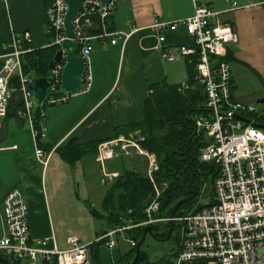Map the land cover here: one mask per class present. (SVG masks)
Wrapping results in <instances>:
<instances>
[{
    "label": "built area",
    "instance_id": "2783aa9c",
    "mask_svg": "<svg viewBox=\"0 0 264 264\" xmlns=\"http://www.w3.org/2000/svg\"><path fill=\"white\" fill-rule=\"evenodd\" d=\"M118 1L112 0L107 5L95 0L83 3L82 10L73 19V41L78 44V55L85 64L83 86L76 93L57 95L66 58L62 43L66 39L64 19L67 5L63 0H45L46 34L49 37L47 46L57 47L63 52L62 61L53 69L56 83L46 105L64 104L90 91L93 76L89 57L94 40L110 39V43L115 44L119 37H123L125 42L135 31L133 29L130 33H124L110 30L108 18ZM226 4L229 5L228 9L217 10L209 4L194 3L190 17L175 22L155 19L150 26L157 37L162 61H183L195 68L194 88H201L205 94L203 116L194 121L196 132L204 138L198 158L201 163L213 164L217 168V176L212 182L213 201L174 219L179 232L172 264H264V132L256 127V117L263 114L264 109L233 98L231 69L226 57L228 48L238 43V36L231 26L222 21L221 16L240 6L229 0ZM93 24L96 34L90 35L87 28ZM180 27L186 30L188 42L178 46L163 45L166 42L164 32H173ZM30 42L28 32L14 34L9 43L10 51L2 58L0 117L6 116L13 93L18 91L24 104L19 114L32 122L31 94L27 92L26 86L33 76L24 75L21 64L22 54L31 51ZM13 79L18 85L16 89L10 87ZM182 89H187V86L182 85ZM235 116L248 120V123L235 119ZM42 136V131L32 126L35 157L45 166L50 154L38 146V138ZM138 142L118 139L98 147L97 161L101 165L107 159L128 155L127 149L130 147L137 150L138 155L146 156L148 177L153 186L152 198L144 211L145 222L109 230L96 239L95 243H100L108 250L116 248L117 238L126 230L161 221L155 219V215L163 199L159 190L164 189H159L160 185L152 176L158 171L155 154L141 151ZM102 173L108 179L118 175L105 174L103 170ZM162 185L166 187V183ZM2 213L5 235L0 239V256L8 261H25V264H91L89 245L81 244L75 237L66 239L65 250L58 248L54 235L41 239L30 237L28 205L18 189L4 196ZM125 241L130 249L136 248V240L128 236Z\"/></svg>",
    "mask_w": 264,
    "mask_h": 264
},
{
    "label": "crops",
    "instance_id": "0c3cea01",
    "mask_svg": "<svg viewBox=\"0 0 264 264\" xmlns=\"http://www.w3.org/2000/svg\"><path fill=\"white\" fill-rule=\"evenodd\" d=\"M226 1L119 0L108 18L110 30L135 31L125 42L123 37L115 44H111L110 39L94 40L89 57L93 76L90 91L64 104L45 106L39 125L43 136L38 138V146L50 154L45 166L35 157L32 122L20 116L16 99L11 101L8 114L0 117V239L5 235L2 200L9 191L18 189L28 205L32 239L54 235L61 250L67 248L69 237L77 238L84 245L96 241L97 232L105 226L92 216L85 203H89L95 193L102 192L92 189L86 181L85 171L98 164L101 172L118 174L121 168L110 165L111 169L107 171L104 165L107 161L122 159V156L107 159L101 165L97 161V149L95 157L86 156L70 166L56 149L71 140L79 144L99 142L100 146L118 139H138V131L128 134L117 131L143 121L149 85H183L187 81L185 62L161 60L151 24L155 19L175 22L188 18L193 14L194 3L226 10L229 8ZM229 1L240 6L221 18L238 36V43L228 48L227 62L231 69L233 98L242 102L238 88L248 71H252L264 86V0ZM245 5L247 7H243ZM94 26L87 28L90 35L96 34ZM24 32L30 35L31 50L48 45L45 0H0V63L10 51L11 37ZM164 36L166 42L163 45L166 46L188 42L187 32L182 27L173 32L166 31ZM231 64L236 65L234 75ZM130 157L134 163L136 156L132 153ZM102 182V185H108ZM99 263L103 264L100 257Z\"/></svg>",
    "mask_w": 264,
    "mask_h": 264
},
{
    "label": "trees",
    "instance_id": "16d2710c",
    "mask_svg": "<svg viewBox=\"0 0 264 264\" xmlns=\"http://www.w3.org/2000/svg\"><path fill=\"white\" fill-rule=\"evenodd\" d=\"M27 47L25 46V48ZM57 50V47L46 46L45 48L32 49L22 54V73L33 77L44 76ZM226 61H228V57ZM1 64L2 62L0 67ZM186 72L187 81L183 85H186L187 89H182L181 84L167 85L158 83L149 85L150 93L144 104L143 121L117 131L118 134L138 131V138H143L139 142L140 146L149 153L156 155L159 168L155 172L154 178L158 185L166 183V191L162 196V206L156 214L161 219L169 217L172 208L178 201L191 196L190 188L196 191V196L192 202L194 203L199 194L198 188L202 180L209 178L212 186V182L217 176L215 165L201 163L198 158L199 150L203 144L195 141L196 137L193 135L195 120L192 121L191 116L194 113H203L205 94L201 88H194L196 85L193 81L195 76L194 66L186 64ZM17 86L16 80L13 79L10 87L16 89ZM14 98L16 99L17 110L22 111L24 104L18 91L13 93L12 100ZM11 101L6 115L8 114ZM41 117L32 121L33 128L37 131H40ZM256 122L264 124V113L256 117ZM168 127H171L172 130L176 128L177 131L165 134V130ZM99 144V142L79 144L71 140L65 146L57 148L56 152L65 163L73 166L86 156L95 157ZM121 158L122 167L118 172V176L108 185L100 204L101 212H96L92 209L90 203H85L96 220L105 221V229L97 232L98 237L109 230L122 226H134L146 221L144 211L153 195V186L146 175V160L142 162V169L139 170L135 168L128 169L126 156ZM188 206L191 207L192 205H181L180 212L175 217L189 211H185ZM143 228L134 227L126 230L125 233L130 238L138 241L142 235ZM167 234L168 229L165 227L163 236ZM100 245V243L95 242L89 245L91 264H100L98 257ZM131 252L130 260H127V255H125L121 257L119 264H129L135 255V249H131ZM12 263L21 264L18 261H12ZM166 263L169 264L167 261Z\"/></svg>",
    "mask_w": 264,
    "mask_h": 264
},
{
    "label": "rangeland",
    "instance_id": "374dc122",
    "mask_svg": "<svg viewBox=\"0 0 264 264\" xmlns=\"http://www.w3.org/2000/svg\"><path fill=\"white\" fill-rule=\"evenodd\" d=\"M235 67H236V65L231 64L233 75L236 74ZM238 90H239V94L243 97V98H241V101L246 103V104L257 105V103H256L257 100L264 99V86L252 71H248V75L243 76V82L239 86ZM258 107H259V109H264V104H260V105H258ZM202 116H203L202 113H198V114L194 113L191 116V120L192 121L198 120ZM263 132H264V130H263ZM136 139L137 138H134V139L128 138L125 140L132 141L135 143H136V141L140 142L143 140V138H138L139 140H136ZM139 146H140V144H139ZM132 148L133 147H130L129 149H127L129 152L128 155H124L127 158V162H126L127 168L128 169L135 168V169L141 170L142 169L141 164H142V162H144V160H146V163H147L146 175L148 177L147 157L144 156L143 154L138 155L136 153L137 150L132 149ZM140 150L148 152L145 149H143L141 146H140ZM132 153L136 156L135 157L136 161H134V163H131L132 159L130 156L132 155ZM138 156L140 159L138 158ZM87 160L90 161L88 158H87ZM155 160H156V164L158 165V168H159V163H158V159H157L156 155H155ZM138 161H140V163ZM110 165H115V169H120L122 166V160L121 159H115L113 161H107L104 165V169L107 171L110 170L111 169ZM154 174L152 175L153 178H154ZM85 175H86L85 176L86 181L89 183V185L93 186L92 189H98V190H101V192H102L99 194L95 193L93 198H91V200L89 202L92 209H94L96 212L99 213V212H101L100 204H101V202L104 198L105 192L108 188L107 186L113 182L114 178L108 179V178L102 176V172L100 170V165H98V164L97 165L94 164L91 170L85 171ZM148 179L150 181L149 177H148ZM204 179L205 180H202L201 184L199 185V188H198L199 194H198L195 202L191 204L192 205L191 207L190 206L186 207L185 211L186 210L192 211L197 206H201V207L206 206L211 202V199H212L211 180L209 178H204ZM102 180L104 181V184L107 183L108 185H105V186L102 185L100 183ZM154 180H155V178H154ZM150 183H151V181H150ZM159 189H164V190H159L162 193V195H164V192L166 191V187H164L162 184H160ZM161 206H162V200L160 201L159 210H160ZM155 219H159L161 221L158 223H155L153 225L159 226L161 224H164V228L166 227V225L169 226L168 218H166V219L162 218L161 219V218L157 217V215H156ZM101 222L103 224H105V221H100V224H101ZM173 232H174L173 236L177 237L178 232H179V227H178V224L176 222H174ZM127 237L128 236L126 233L119 236L117 238L116 248H114L112 250H108L103 245H100L98 251H99V257H100L101 263H103V264H119L121 257H123L125 255H127V260H130L132 252H131V249H130L128 243L125 241V239ZM142 250H145L148 253L149 260H151V261H154L155 257L157 255H160L162 253L167 254V256H166L167 262L170 264L171 262H173L174 255L177 251V242L174 239V241H170V242L157 243L153 240L147 239L144 242V244L142 245ZM20 263L25 264V261H22Z\"/></svg>",
    "mask_w": 264,
    "mask_h": 264
},
{
    "label": "water",
    "instance_id": "95a60500",
    "mask_svg": "<svg viewBox=\"0 0 264 264\" xmlns=\"http://www.w3.org/2000/svg\"><path fill=\"white\" fill-rule=\"evenodd\" d=\"M67 5V12L64 19V34L66 39L62 43V48L66 51V58L63 70L59 77V90L57 95L73 94L80 90L83 86V77L85 72V64L83 59L78 55V44L73 41L75 34L73 31V19L83 8V3L86 0H63ZM103 4H109L112 0H95ZM62 50L58 49L54 57L49 63L48 71L44 76L32 77L26 86V90L31 94V120H36L38 117L42 116L43 110L46 106L47 99L53 95L52 89L56 83V77L53 73V69L56 64L62 61ZM257 105L264 104V99L257 100ZM235 119L248 123V120L235 116ZM256 127L260 130H264V124H258ZM177 131L176 128L173 130L171 127L166 128L165 134L173 133ZM196 134V129L194 128L193 135ZM188 201L184 198L178 201L172 208L169 217V230L165 242L171 240L172 231L174 228V219L178 209L181 205ZM154 228L153 226H145L143 228L142 235L137 241L135 248V255L129 264H151L149 260L148 253L142 250V245L146 241L147 235L155 238L153 236ZM156 239V238H155ZM163 241V240H162ZM0 264H15L4 257L0 256Z\"/></svg>",
    "mask_w": 264,
    "mask_h": 264
},
{
    "label": "flooded vegetation",
    "instance_id": "af4514ba",
    "mask_svg": "<svg viewBox=\"0 0 264 264\" xmlns=\"http://www.w3.org/2000/svg\"><path fill=\"white\" fill-rule=\"evenodd\" d=\"M195 141H198V142H200V143H204L203 142V136L202 135H200V133H198V132H196V134H195ZM188 188H189V186H188ZM191 193V196L190 197H187V199H188V201L185 203V204H187V205H190V204H192V202L194 201L193 199L195 198V196H196V191L194 190V189H192V188H190V190H189ZM181 208V207H180ZM180 208L178 209V211H177V213L179 212V210H180ZM176 213V214H177ZM169 223V222H168ZM151 226H153V228H154V231H153V236L156 238H153V237H151V236H149V235H147V238H146V240L147 239H149V240H153V241H155V242H157V243H164L165 241V238L167 237V235L166 236H163V233H164V231H165V228H164V224H161V225H151ZM166 227H167V229L169 230V227H170V225L169 226H167L166 225ZM174 229V228H173ZM173 234H174V232L172 231V235H171V240L170 241H174V239H175V241L177 242V247H178V241H177V237L175 236H173ZM163 240V241H162ZM170 241H168V242H170ZM167 254H164V253H162V254H160V255H157L156 257H155V260L154 261H151L150 260V263L151 264H167L166 263V261H167Z\"/></svg>",
    "mask_w": 264,
    "mask_h": 264
}]
</instances>
